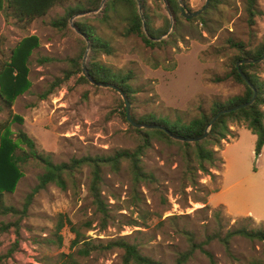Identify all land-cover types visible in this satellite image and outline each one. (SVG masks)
Returning <instances> with one entry per match:
<instances>
[{
    "label": "rangeland",
    "instance_id": "rangeland-1",
    "mask_svg": "<svg viewBox=\"0 0 264 264\" xmlns=\"http://www.w3.org/2000/svg\"><path fill=\"white\" fill-rule=\"evenodd\" d=\"M5 1L0 0V58L9 60L20 42H28L32 49L23 63L26 73L21 90L12 98V119H8L7 109L0 103V126L7 121L1 147L11 150L15 146L17 153L27 152L17 138L19 132H24L34 141L37 153L50 154L54 163H66L73 158L110 155L115 150H131L140 145L138 135L122 118L121 95L111 88L92 85L86 78L88 82L81 80L85 40L70 23L65 29L51 25L63 14L65 6L78 0H63L28 25L7 21ZM183 3L186 10L194 12L203 7L205 0ZM159 4L161 7L155 0H148L150 10L159 13L153 18L154 28H161L164 16L168 18L160 0ZM258 8L260 15L251 25L245 0H209L199 20L190 22L177 17V24L173 20L169 34L175 32L170 41L154 48L144 46L136 36H124L122 24H115L113 30L107 28L94 18L99 8L87 14L93 17L86 24L94 28L95 34L108 39L113 51L98 52L92 61L115 72L133 73L130 84L136 93L131 101L127 98L130 116L138 119L152 115L170 122L176 118L188 122L200 110L209 112L213 102L224 104L243 93L242 84L231 78H216H223L231 70L236 51L229 46L230 41L242 42L252 51L264 42V0H259ZM77 18L80 17L73 18L71 24ZM90 50L91 45L86 68ZM76 61L81 64L79 73L73 65ZM256 74L264 82V60ZM58 80L60 85L55 87ZM53 88L51 94L42 98ZM229 130L231 133L220 145L209 146L217 159V167L210 169L214 177L195 171L192 178L193 171L189 172L180 145L155 135L141 158L143 169L156 177L154 183L135 187L126 163L118 172L105 168L99 192L111 218L104 227L92 201L87 167L75 175L74 186L68 182L66 190L54 184L47 186L34 195L18 228L0 233V254L13 250L5 264H63L71 254L79 264H123V252L117 248L92 250L89 255L78 253L82 244L72 246L75 234L69 227L57 234L59 215L71 221L85 242L105 245L127 236L144 255L161 264H175L177 253L188 249L186 233L193 234L197 243L213 236L203 248L212 254L214 264H241L252 256L264 259L259 241L232 237L230 254L239 260L236 261L216 237H223L235 227L256 229L264 223V146L256 153V138L244 126ZM42 171V165L30 159L18 172L5 203L21 209ZM207 192L211 193L206 196ZM135 194L138 201L133 198ZM194 197L205 199L206 207L195 203ZM245 217L254 221H243ZM16 219L0 217V224ZM57 236L62 239L60 244ZM185 264L211 262L197 250Z\"/></svg>",
    "mask_w": 264,
    "mask_h": 264
},
{
    "label": "trees",
    "instance_id": "trees-1",
    "mask_svg": "<svg viewBox=\"0 0 264 264\" xmlns=\"http://www.w3.org/2000/svg\"><path fill=\"white\" fill-rule=\"evenodd\" d=\"M63 0H6L5 1V16L7 21L12 20L16 24L28 25L34 20L45 16L52 8L61 3ZM102 0H78L73 5L65 6L63 14L51 22V25L57 29H65L68 27L70 18L81 13H90L100 8ZM169 10L172 13L175 24L178 22V18L181 16L178 0H165ZM213 1V0H211ZM140 8L142 10L143 22L140 18L137 8V0H105L100 11L94 18L100 19L102 24H105L107 28H111L115 24H122L123 35L138 37L144 46L154 48L161 47L170 41L174 32L170 33L165 40L156 41V39L162 37L169 28V19L164 16V24L161 28H154L153 18L159 15L156 10H150L148 6V0H138ZM158 7H161L159 0H155ZM259 0H245V12L247 19L251 25L254 24V18L260 15L258 8ZM211 5V4H210ZM111 15V16H110ZM93 17L88 15L81 16L74 20V26L83 33L90 42L91 50L88 57L87 69L90 76L94 81L98 83L112 84L118 89L122 90L125 96L131 101L133 95L136 93L133 86L130 84L133 79L132 72H115L111 68L99 63L94 62V55L98 52H104L110 54L113 51L112 45L108 39H105L95 34L94 28L86 24L88 18ZM201 15L196 18L190 19V22L199 20ZM144 25V27H143ZM113 30V29H112ZM28 43V42H27ZM19 43L11 53L9 60L0 58V103L4 104L8 112V119H12L11 112L12 98L17 95L22 86V81L26 73V69L23 68V63L27 60L29 51L32 49L31 44ZM229 46L236 51V54L232 60L231 70L223 78H216V81L222 79L231 78L235 82L244 86V91L241 95L230 98L227 102H213L209 112L200 110L197 117L191 119L188 122L182 121L181 118H176L173 122H170L166 118H156L152 115L143 116L136 119L135 116H131L132 121L142 125H158L167 129L172 134L183 138H197L203 135L206 126L211 119L216 116L218 112L224 109H229L239 104L248 102L253 95L252 89H250L241 76L238 73L236 64L239 61L245 59H257L264 52V42L261 43L255 50H250L242 42L230 41ZM3 54L1 53V56ZM81 60V58H80ZM81 72V64L76 61L73 64ZM260 63L253 64H241L239 66L240 71L245 75L248 81L252 84L256 91V98L254 102L246 107L238 109L236 111L220 115L213 126L211 127L206 138L198 142H181L169 137L162 130L157 129H138L133 127L130 123L129 127L136 132L139 137L140 145L134 149H119L115 150L110 155L100 156H84L81 158H73L66 163H54L51 159V155L39 154L36 152L34 141L29 138L24 132H19L17 135L20 143L24 144L28 149L27 152L17 153L16 147H12L11 150H7L1 147L2 137L1 134L7 127V121L0 126V217H16L14 222L1 223L0 233L7 232L11 227L18 228L21 218L26 216L29 204L31 203L34 195L47 188V186L54 184L61 190H66L68 182L72 186L75 184V175L81 171L82 168H88L90 174L89 190L93 204L96 206L98 213L100 214V220L102 226H106L111 215L108 205L101 198L99 192V184L103 176V170L109 168L112 172H118L123 163L128 166V171L132 184L136 187L140 183H154L155 176L151 172H147L143 169L141 164V158L143 157L146 149L150 146L151 136L155 135L165 141L179 144L184 151V156L189 167V172L195 173L199 171L210 177H214V174L210 172V169H215L217 160L215 152L209 148V146H218L220 141L231 133L229 130L232 126H244L249 130L256 138L255 152L259 153L264 146V82L260 80L256 71ZM81 80L88 82L83 76H80ZM59 80L54 84L55 87L59 86ZM49 90L42 98H45L52 93ZM122 106V118L126 121V108L123 100L120 101ZM34 159L42 165L43 171L37 177V183L33 187L30 194L27 195L25 202L21 209H18L12 205L5 203V196L10 193L14 187L15 182L19 177V171L30 160ZM194 163V164H193ZM211 192H207L208 196ZM135 201H138V197L135 194L133 196ZM195 203L204 204L206 207V200L202 198H193ZM221 208V207H219ZM143 221L147 218L145 215L140 216ZM243 221H254L251 217L243 218ZM69 227L70 231L75 234V239L72 242V246L75 247L79 243L82 247L79 248L78 253L81 255H89V251L99 250L101 248L106 249H120L123 252L122 262L123 264H161L142 253L139 249V245L131 243L130 238L127 236L119 237L115 240L108 241L105 245L97 244L92 245L90 242H85L82 239L77 228L71 223V221L64 215H59V219L56 225L57 234L65 227ZM234 236H241L250 241H259L263 244L264 251V223H260L256 229H248L245 226L235 227L226 232L222 237L216 235L218 240L223 244L225 251L230 254V239ZM213 239V236H208L207 240L202 243H197L195 237L191 233H186V240L188 242V249L184 252H178L175 264H185L194 254L199 250L205 256L208 257L211 264H214V258L212 254L203 248L205 243H208ZM61 237L57 236V241L61 243ZM71 247V248H73ZM13 250H10L6 254H0V264H5L6 259L11 255ZM230 256L235 258L232 254ZM67 262L63 264H79L73 258V254L66 257ZM241 261V260H240ZM241 264H264V259L259 257H250L247 260H242Z\"/></svg>",
    "mask_w": 264,
    "mask_h": 264
},
{
    "label": "water",
    "instance_id": "water-1",
    "mask_svg": "<svg viewBox=\"0 0 264 264\" xmlns=\"http://www.w3.org/2000/svg\"><path fill=\"white\" fill-rule=\"evenodd\" d=\"M105 0H102L101 1V4H100V8L102 7L103 3H104ZM160 2L163 4V7H164V10L166 11L167 15H168V18L170 20V26L167 30V32L160 38L156 39V41H161L163 38H165L169 32L171 31L172 29V25H173V16H172V13L171 11L169 10V7L166 3L165 0H160ZM178 3H179V9H180V13H181V16L183 18H185L186 20H190V19H193V18H196L197 16L201 15L208 7L209 5V0H205V4L203 5V7L197 11H194V12H189L188 10L185 9V6H184V3H183V0H178ZM137 8H138V13L140 15V18L142 20V22L144 21L143 20V15H142V10L140 8V5H139V2L137 0ZM97 11V10H96ZM91 13V12H90ZM86 14H89L88 13H81V14H77L75 16H73L72 18H70L69 20V23H70V26L75 30V32L77 34H79L86 42V45H87V48H86V52H85V55H84V58H83V62H82V75L84 78H86L92 85H95L97 87H104V88H111L113 90H116L122 97V100L124 101V104H125V108H126V119L127 121L135 128H138V129H157V130H162L163 132H165L169 137L175 139V140H178V141H181V142H198L204 138H206V136L208 135L211 127L213 126L214 122L216 121V119L222 115V114H227V113H230V112H233V111H236L238 109H241L243 107H246L250 104H252L256 98V91L255 89L253 88L252 84L248 81V79L245 77V75L240 71L239 69V66L241 64H253V63H261L263 60H264V52L263 54L257 58V59H245V60H242V61H239L237 64H236V68L238 70V73L239 75L241 76V78L244 80V82L247 84V86L252 89V92H253V95H252V98L246 102V103H243V104H239L237 106H234L232 108H229V109H224V110H221L220 112H218L216 114V116H214L211 121L209 122V124L206 126L205 130H204V133L202 136L200 137H197V138H183V137H178L174 134H172L171 132H169L167 129L161 127V126H158V125H142V124H138V123H135L134 121H132L131 119V116L129 115V102L127 100V97L125 96V94L122 92V90L118 89L116 86L112 85V84H105V83H98L96 81L93 80V78L90 76L89 74V71L88 69L86 68V64H85V59L87 57V52L90 48V42L89 40L87 39V37L81 33L73 24H71V21L73 18L75 17H81V16H84ZM144 27V25H143Z\"/></svg>",
    "mask_w": 264,
    "mask_h": 264
}]
</instances>
